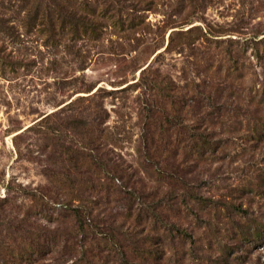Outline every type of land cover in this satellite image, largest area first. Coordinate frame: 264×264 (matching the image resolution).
<instances>
[{"label":"rangeland","instance_id":"1","mask_svg":"<svg viewBox=\"0 0 264 264\" xmlns=\"http://www.w3.org/2000/svg\"><path fill=\"white\" fill-rule=\"evenodd\" d=\"M0 264H264V0H0Z\"/></svg>","mask_w":264,"mask_h":264}]
</instances>
